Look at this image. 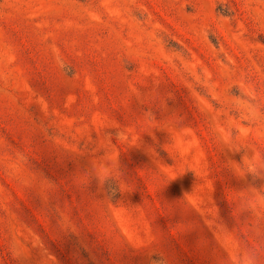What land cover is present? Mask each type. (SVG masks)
I'll return each instance as SVG.
<instances>
[{
	"label": "rangeland",
	"instance_id": "374dc122",
	"mask_svg": "<svg viewBox=\"0 0 264 264\" xmlns=\"http://www.w3.org/2000/svg\"><path fill=\"white\" fill-rule=\"evenodd\" d=\"M170 253L264 264V0H0V264Z\"/></svg>",
	"mask_w": 264,
	"mask_h": 264
},
{
	"label": "trees",
	"instance_id": "16d2710c",
	"mask_svg": "<svg viewBox=\"0 0 264 264\" xmlns=\"http://www.w3.org/2000/svg\"><path fill=\"white\" fill-rule=\"evenodd\" d=\"M208 38H209V40L212 41L211 37H208ZM128 134L131 135L130 133H128ZM110 177H113V176L110 174L106 175V178H109V179L104 181V189L106 191L108 200L110 202L114 203L119 198H121L122 190H124V189L121 188L118 181H116V180L114 181ZM243 251L245 252V250H243ZM170 256H171L170 264H182V262H180V256L177 253L176 254L170 253ZM241 258H242V256H241ZM247 259H248V257H247ZM149 264H168V263H167L166 259H162L160 257L153 256V257H151Z\"/></svg>",
	"mask_w": 264,
	"mask_h": 264
}]
</instances>
